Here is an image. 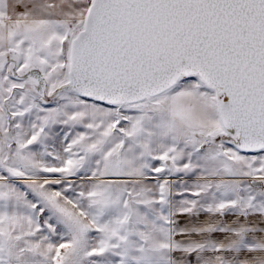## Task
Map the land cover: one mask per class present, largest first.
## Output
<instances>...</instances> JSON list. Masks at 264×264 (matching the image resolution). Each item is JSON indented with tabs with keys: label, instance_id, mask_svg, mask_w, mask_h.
Masks as SVG:
<instances>
[{
	"label": "snow or ice",
	"instance_id": "6c2138e0",
	"mask_svg": "<svg viewBox=\"0 0 264 264\" xmlns=\"http://www.w3.org/2000/svg\"><path fill=\"white\" fill-rule=\"evenodd\" d=\"M0 264H264V0H0Z\"/></svg>",
	"mask_w": 264,
	"mask_h": 264
}]
</instances>
